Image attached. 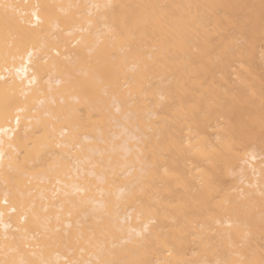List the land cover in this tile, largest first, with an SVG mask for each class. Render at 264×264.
<instances>
[{"label": "bare ground", "instance_id": "1", "mask_svg": "<svg viewBox=\"0 0 264 264\" xmlns=\"http://www.w3.org/2000/svg\"><path fill=\"white\" fill-rule=\"evenodd\" d=\"M0 264H264V0H0Z\"/></svg>", "mask_w": 264, "mask_h": 264}]
</instances>
